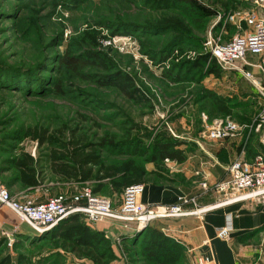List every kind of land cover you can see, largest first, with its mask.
Segmentation results:
<instances>
[{
    "label": "rangeland",
    "instance_id": "rangeland-1",
    "mask_svg": "<svg viewBox=\"0 0 264 264\" xmlns=\"http://www.w3.org/2000/svg\"><path fill=\"white\" fill-rule=\"evenodd\" d=\"M237 2L0 0V183L12 195L36 202L94 187L51 172L50 151L77 138L98 145L106 164L135 160L147 170L148 180L189 187L202 181V172L191 174L186 167L202 147H216L218 141L207 137L213 120L230 115L247 124L264 110L262 94L234 67L211 73V60L196 65L200 55L210 53L212 37L228 40L247 30L245 15L264 16V0ZM171 16L189 32L156 27ZM67 57L76 59L72 66L63 62ZM117 71L130 74L148 100L135 102L102 82ZM31 127L46 129L53 142L40 145L27 136ZM263 134L264 128L252 132L246 144L247 131L237 137L247 155L264 152ZM170 139L185 141L183 147L191 151L186 160L152 161L159 142ZM22 152L38 159L37 188H23L17 180L14 161ZM113 181L103 183L100 194L122 203L124 190L114 191ZM18 221L14 227L0 223V262L10 256V264H96L54 247L44 239L46 231L20 229ZM151 224L161 227L162 222ZM111 237L109 264H148L139 245L128 244L126 252L124 236ZM179 264H192V259L185 255Z\"/></svg>",
    "mask_w": 264,
    "mask_h": 264
},
{
    "label": "built area",
    "instance_id": "built-area-1",
    "mask_svg": "<svg viewBox=\"0 0 264 264\" xmlns=\"http://www.w3.org/2000/svg\"><path fill=\"white\" fill-rule=\"evenodd\" d=\"M243 21L247 30L242 33L235 34L228 40H224L221 35L212 37L209 41L211 58H215L223 68L234 67L240 71L252 81L264 99V16L252 12L245 15ZM263 128L264 110L247 124H240L227 115L213 120L207 137L213 141H222L247 131L248 139L252 132H259ZM261 142L264 144V134ZM226 170L228 176L216 183V190L240 193L241 196L236 198L264 199V153L256 154L250 161L235 159L227 165ZM203 186L206 187L207 183L204 182ZM143 192V183L128 185L123 191L120 209L116 210L110 197L95 193L90 186H84L80 192L70 197L58 195L36 202L28 197L20 199L12 195L9 188L0 183V207L10 208L22 223H27L39 233L50 230L60 220L73 213H82L90 223L108 220L134 222L139 229L151 224L155 219L200 213L199 208H186L187 205H197L198 199L195 196L181 194L175 203L153 205L141 201ZM81 200L85 203L81 204ZM6 234L9 238L12 237L10 231ZM217 236L229 239L230 227H218ZM212 261L209 256H199L195 264H211Z\"/></svg>",
    "mask_w": 264,
    "mask_h": 264
},
{
    "label": "trees",
    "instance_id": "trees-1",
    "mask_svg": "<svg viewBox=\"0 0 264 264\" xmlns=\"http://www.w3.org/2000/svg\"><path fill=\"white\" fill-rule=\"evenodd\" d=\"M226 6L238 4L237 0H224ZM166 25L173 26L174 30L188 33L185 23L178 17L171 16L166 23L156 27L162 29ZM179 39H175L176 42ZM74 57L63 59L64 63L72 66ZM210 61L213 68L211 73L218 72L216 67H221L211 54L200 55L196 65L200 61ZM104 84L114 86L127 98L143 103L148 100L147 95L139 89L133 77L124 72L109 74ZM47 130L39 127H31L27 130V136L37 140L40 145L53 142L47 137ZM185 141L170 139L160 141L158 147L152 153L151 160L164 161L166 159L183 162L191 151L185 147ZM38 159L30 152H22L14 161L17 172V180L23 188L34 189L40 185V171ZM49 165L53 175L68 181H75L94 185L93 191L100 194L105 182L114 180V191L125 189L130 184L143 183L147 180V170L133 159L123 161L119 165L106 164L102 160L98 145L87 142L84 139H72L63 149H54L49 153ZM160 176L163 173L157 171ZM112 185V186H113ZM9 188V187H8ZM10 190V189H9ZM44 239L51 241L54 247L61 248L67 254L78 258L92 259L96 264H109L112 260V237L100 229H95L84 222L82 213H73L60 220L50 230L44 232ZM128 244L139 245L140 253L148 264H179L187 255L186 247L179 240L167 234L160 227L147 225L136 234L125 235L122 239V247L126 252L130 251ZM10 256H7L0 264H10Z\"/></svg>",
    "mask_w": 264,
    "mask_h": 264
},
{
    "label": "crops",
    "instance_id": "crops-1",
    "mask_svg": "<svg viewBox=\"0 0 264 264\" xmlns=\"http://www.w3.org/2000/svg\"><path fill=\"white\" fill-rule=\"evenodd\" d=\"M237 137L218 141L214 148L202 147L200 153L189 156L191 167H186L187 171L191 174L202 172L205 176L202 181L199 179L194 181L190 187L183 183H166L163 180L147 179L144 182V192L141 196L144 203L172 204L181 194L197 197V205H187L186 208H199L200 213L160 219L162 222L160 228L184 244L192 264H195L199 256L211 257L213 260L211 264H264V199L236 198L241 196L240 193H224L214 188L215 183L228 176L226 167L230 162L235 159L250 161L258 154L255 150L252 156L247 155V151L240 143L241 139ZM246 140L247 137L245 144ZM204 182L207 183L206 187L203 186ZM112 202L114 208L119 210L121 202L113 200ZM84 203L85 201L81 200V204ZM7 208L0 207V223H7L10 227L17 226L18 217L14 211ZM19 221L20 229L26 226L32 228L27 223ZM84 222L114 237L132 235L137 229V224L133 222L124 224L125 222L108 220L95 224L90 223L85 216ZM221 226L230 227L229 239L217 236V229Z\"/></svg>",
    "mask_w": 264,
    "mask_h": 264
}]
</instances>
